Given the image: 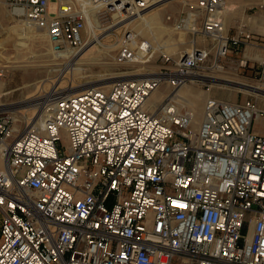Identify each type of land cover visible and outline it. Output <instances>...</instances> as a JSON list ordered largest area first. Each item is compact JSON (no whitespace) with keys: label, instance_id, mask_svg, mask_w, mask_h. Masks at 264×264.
<instances>
[{"label":"built area","instance_id":"obj_1","mask_svg":"<svg viewBox=\"0 0 264 264\" xmlns=\"http://www.w3.org/2000/svg\"><path fill=\"white\" fill-rule=\"evenodd\" d=\"M79 1L0 6L53 54L91 44L97 21L103 35L123 29L118 63H146L153 46L138 36L131 46L132 26L169 0H89L87 12ZM181 1L165 20L187 41L152 77L72 95L54 88L30 128L0 112V264H264V134L252 130L264 126V63L242 53L261 40L242 26L229 35L227 0ZM244 74L246 99L208 96L196 130L172 93ZM163 85L171 92L150 106Z\"/></svg>","mask_w":264,"mask_h":264},{"label":"rangeland","instance_id":"obj_2","mask_svg":"<svg viewBox=\"0 0 264 264\" xmlns=\"http://www.w3.org/2000/svg\"><path fill=\"white\" fill-rule=\"evenodd\" d=\"M227 2L226 9H229V11L226 10L228 15L227 18L226 15L224 17V24L229 35L233 36L237 27L242 26L245 31L251 32L255 38L261 40L259 42L261 49L246 48L242 53L247 57H249L250 52H258L264 56V11H259L256 7L258 3L261 4L264 0H227ZM233 4L234 6L229 8ZM162 8L159 12L158 8L154 11L157 10L158 13L155 16H160L159 24L161 27H166V31L156 38L143 31L140 32L141 37L138 39L142 38L149 41L154 48L160 44L163 45L164 42L169 47H174L169 50L164 49L165 51H154L151 57L146 60V63L120 64L115 60L116 38L122 33L123 29L113 27L117 31L110 33L104 39L106 33L104 35L97 34L100 36L103 46L96 44L90 51L78 58L57 57L51 52L44 37L36 29L28 27L19 19L12 18L5 8L0 6V71L3 72V77H0V112L11 114L15 119L18 130H21L24 127L23 122L25 120H30L41 111L38 109L40 107L38 104L43 101V95L54 88L61 89L68 94L71 89L76 90L73 92H79L85 86L99 88L111 86L113 83L120 81V79L115 80L114 78L125 77L124 80L142 79L145 75L150 74L152 76L158 73L162 55L176 58L178 51L181 49L180 46L187 41V38L182 36L184 41L181 42L180 36L178 37L173 33L165 20L167 15L175 16L179 14L183 9V2L181 0H169L163 3ZM129 27L131 28V26ZM16 29L26 31L27 37H22L21 30L16 31ZM71 54L67 53L66 55L69 57ZM72 62L81 64L80 67L83 70L77 73L66 69L68 65L73 64ZM53 70L58 71L53 72ZM217 78L231 79L225 75H218ZM104 79L111 80L102 84ZM235 80L243 84L246 83L245 81L250 82L247 74ZM209 82L210 84L185 85L180 95L182 99L186 100L188 106L186 107L180 102L182 108L194 112L190 92L200 98L199 103L203 109L204 101L208 96L236 103L243 102L247 97V91L239 92L228 85L227 88L229 89H225V86L220 87V85ZM169 91L171 92V89L164 85L152 95L148 104L154 106L166 94L170 93ZM202 116L203 113L195 120V129H197ZM252 130L264 134L263 122H254Z\"/></svg>","mask_w":264,"mask_h":264},{"label":"bare ground","instance_id":"obj_3","mask_svg":"<svg viewBox=\"0 0 264 264\" xmlns=\"http://www.w3.org/2000/svg\"><path fill=\"white\" fill-rule=\"evenodd\" d=\"M79 3H81V4H83L84 6H85V8L86 7H88L89 9H91L92 10V4H90L89 3V0L87 1V0H80L79 1ZM264 3V2H263ZM263 3H261V4H263ZM227 5H228V2L226 1V5H225V7L223 8V11H222V14H223V17H222V24H223V26H224V28H225V24H224V17H225V15H226V18H227V15H228V11H229V9H226L227 8ZM234 6V4L232 5V6H230L229 8H232ZM163 4L161 5V6H159L158 7V12L160 11V10H162L163 8ZM89 9H83V12H87V11H89ZM157 9V8H156ZM226 10H227V12H226ZM157 10L156 11H154V10H152V11H150V12H148L147 14H145V15H141L140 16V18L138 19V22H136V23H134L133 24V28H134V30H135V37H134V39L132 40V42H131V46H134L135 45V42H138V40L136 39L137 38V36L138 37H141V35H140V32H143V31H146V32H148V33H150L152 36H153V38H156L157 36H159L162 32H165L166 31V27L164 28V26H160V22H159V19H160V16H155L157 13ZM90 13V12H89ZM155 16V17H154ZM94 20V19H93ZM28 26V25H27ZM28 27H30V26H28ZM30 28H32V27H30ZM168 29V28H167ZM19 30H21V36L22 37H24V38H26L27 37V32L26 31H24V30H22V29H16V31H19ZM102 30H103V26L101 25V23L100 22H97V21H91V35H92V38H93V41L91 42V44H87L86 46H84L83 48H81V49H79V50H77V51H72V52H70V53H72L69 57H68V55H57V54H54L55 56H57V57H64V58H73V57H75V58H78V57H80L82 54H85V53H87L88 51H90V49H92L96 44H98V45H101V46H103V44L101 43V41H100V36H98L97 34H99V35H101L102 34ZM226 30V29H225ZM170 31V33H172V31L171 30H169ZM106 33V32H105ZM108 35H106V36H104L103 37V39L105 38V37H107ZM180 39H181V42H183L184 40L182 39V37L180 36ZM94 44V45H93ZM159 47H163L164 49H166V50H169L171 47H174V46H171V47H169L168 46V44L166 45V43L164 42V44L162 45V44H160V45H158V47H153V50L154 51H156V50H158V49H160ZM259 50V49H258ZM74 52V53H73ZM249 58H251V59H255V60H258V61H261V62H264V56L261 54V53H258V52H250V54H249ZM73 63V62H72ZM81 66V64H79V63H73V64H71V65H68L67 67H66V69H69V70H72L73 72H77V73H80L83 69L80 67ZM54 71H58V70H53V72ZM160 74H158V76H159ZM3 77V72H1L0 71V77ZM144 77H152V76H150V74L149 75H146V76H144ZM229 78V77H228ZM115 80L116 79H120V80H124V79H126L125 77H119V78H114ZM235 79H238V78H233V79H222V78H217V77H214L213 79H210L209 81H211V83H214V85H220V87L221 86H225L224 88L225 89H229V88H227L228 86L229 87H231L232 89H235V90H237V91H239V92H249V90H252L251 89V87L253 86L250 82H248V81H245V80H243V81H245L246 83H248V84H246V83H239L238 81H236ZM111 79H104V80H102V84H104V83H106V82H109ZM217 80H219V81H221V82H218ZM217 83V84H216ZM37 85V84H36ZM110 85V84H109ZM228 85V86H227ZM164 86V85H163ZM162 86V87H163ZM110 86H106V87H99V88H109ZM183 87L184 86H181L180 88H178L176 91H173L172 93H173V96H174V98L177 100V102L180 104V102H181V104L182 105H184V106H188V103H186V100H184V99H182L181 98V95L180 94H182L181 93V90L183 89ZM88 88H91L90 86L89 87H87V86H85V88H83L84 90H86V89H88ZM82 89V91H84ZM160 89V88H159ZM159 89H157L155 92H157ZM223 89V88H222ZM224 89V90H225ZM231 89V90H232ZM72 91V92H71ZM73 91H76L75 89H71L69 92H68V94L67 95H72V94H76V93H79V92H81V91H79V92H73ZM154 92V93H155ZM170 92V91H169ZM246 92V93H247ZM153 93V94H154ZM152 94V95H153ZM152 95L149 97V99H148V101H147V103H149V101H150V99H151V97H152ZM189 95L190 96H192V99H193V101H192V107H193V109H194V112L193 111H191L190 112V114H191V117H192V127L194 128V125H195V120L197 119V117H199L202 113H203V108H202V106L200 105V103H199V100H200V98L197 96V95H195V94H193V93H189ZM40 104V103H39ZM33 107H34V105H33ZM35 107H36V105H35ZM31 108V107H30ZM36 109V108H35ZM15 113V112H14ZM194 113H195V115H194ZM43 114H44V111L42 110V112L41 111H39L36 115H35V117H33V118H31L30 120H25L23 123H24V127H22V128H26V126H27V128H30V127H32L33 125H37V124H40L41 122H42V116H43ZM257 120H259L258 118H257ZM21 128V129H22ZM195 129V128H194ZM196 130V129H195Z\"/></svg>","mask_w":264,"mask_h":264}]
</instances>
